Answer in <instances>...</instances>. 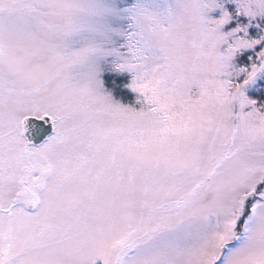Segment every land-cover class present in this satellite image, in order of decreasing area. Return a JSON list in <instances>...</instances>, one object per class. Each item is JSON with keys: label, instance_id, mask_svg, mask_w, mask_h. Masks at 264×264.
<instances>
[{"label": "snow or ice", "instance_id": "snow-or-ice-1", "mask_svg": "<svg viewBox=\"0 0 264 264\" xmlns=\"http://www.w3.org/2000/svg\"><path fill=\"white\" fill-rule=\"evenodd\" d=\"M0 264H264V0H0Z\"/></svg>", "mask_w": 264, "mask_h": 264}]
</instances>
